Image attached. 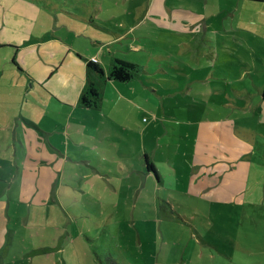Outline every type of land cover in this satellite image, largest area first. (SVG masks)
<instances>
[{
    "label": "rangeland",
    "instance_id": "obj_1",
    "mask_svg": "<svg viewBox=\"0 0 264 264\" xmlns=\"http://www.w3.org/2000/svg\"><path fill=\"white\" fill-rule=\"evenodd\" d=\"M61 1L73 7L67 12L76 15H87L91 4L95 22L105 30L108 26L123 31L119 27V21L124 19L123 0H107L110 5L97 0L98 7H102L107 16L98 13L89 0H84L85 9L80 6V0ZM223 3L233 7L230 0H211V5L216 4L217 8ZM51 11L29 0H0V35L2 39L9 38L22 45L17 56L28 61L24 65H29L32 72L53 62L47 59L49 53L44 54L46 45H43L51 41L49 38H54L49 43L52 49L66 46L75 63L81 66L98 50L96 37L100 36L102 42L106 37L117 38L75 21L64 12L55 16ZM112 11H115L114 19ZM217 13L218 10L212 12L211 17ZM32 24L35 29L31 32ZM221 24L218 14L216 25ZM216 30L211 29L207 34L212 39L208 44H203V36L197 35L194 56L189 59L175 51L177 68L172 71L173 75H164L165 79L177 82V87L168 91L174 94H165L163 98L154 95L145 106L146 112L140 114V121L139 103L123 101L120 119L129 124L139 122V127L146 128L144 146L153 154L160 170L159 184H153L149 177L146 181L145 175L139 174L141 169L138 159L133 157V144L122 145L128 158L111 159L104 153L105 148L99 146L100 159L97 154L80 159L75 156L66 160L65 167L62 164L51 166L50 173L34 172L38 165L24 167L20 156L19 166L25 172L15 170L4 176L1 172L10 168L0 167V264H106L108 258L118 264H264V205L215 203L188 189L190 179L197 172L193 173L192 129L183 124L197 114L220 118L221 111L212 115L206 113L203 106L218 109L225 96L217 95L214 90L220 86L229 88V82H241L236 76L239 65L234 64L233 46L223 49ZM135 33L145 39L138 38L129 46L124 40H118L110 47L119 60L133 62L142 55L150 62L153 54H169L180 41L161 32H146L145 26ZM30 39L45 42L36 47L25 46ZM133 45L141 48L134 50ZM149 47L152 49L147 50ZM105 48L108 50L107 46ZM76 51L82 53L81 59ZM1 52L2 55L12 54L10 50ZM58 63L53 71H57ZM186 65L190 68L189 76L182 72ZM64 66L63 70L71 69ZM211 75L227 80L228 84L207 80ZM163 88L167 90L170 86L164 84ZM149 93L153 95L152 91ZM204 93H210L215 101L203 98ZM232 96L236 98L234 93ZM102 100L107 112H111L113 105L106 98ZM172 106L174 110H170ZM163 107L166 110H162ZM171 114L177 125L171 122ZM142 117L148 121L146 124L141 121ZM92 120L102 125L100 118L92 117ZM12 129L13 125L3 132L11 137ZM29 129L30 126H26L22 131L26 133ZM259 131L264 134V128ZM257 141V148L264 153V138ZM55 142H59L57 138ZM3 154L0 150L1 158ZM7 155L12 162V152ZM140 157L144 162L143 154ZM262 162L264 164V160ZM257 177L263 184L264 165L257 171Z\"/></svg>",
    "mask_w": 264,
    "mask_h": 264
},
{
    "label": "crops",
    "instance_id": "obj_2",
    "mask_svg": "<svg viewBox=\"0 0 264 264\" xmlns=\"http://www.w3.org/2000/svg\"><path fill=\"white\" fill-rule=\"evenodd\" d=\"M29 1L46 10H55L51 11L55 16L60 14L59 12H64L75 21L84 22L117 38L108 39L105 36V42H102L100 36L96 37L98 50L87 58L83 66L75 63L66 46L52 49L49 43L53 42L54 38H49L51 41L43 45H46L44 54L49 53L47 59L53 62L46 68L32 72L29 65H24L28 64V61L17 56L22 45L9 38L2 39L0 35V128H2L0 150L4 152L3 157H0V167L10 168L1 174L5 176L15 170L25 172V169L19 166V156L24 167L28 165L36 168L35 165H38V170L34 172L42 174L50 173L51 166L55 168L56 165L62 164L65 167L66 160L74 159L75 156L80 159L97 154L99 158V152L102 151L99 146L105 148L104 153L111 159L115 156L128 158L129 154L122 151V145L133 144V157L138 159V166L141 169L139 174H144L146 181L149 177L153 184H159L160 170L153 154L144 146L146 128L143 125L139 127V122L132 121L129 124L120 119L123 101L139 103L140 121V114L146 112L145 106L154 95L158 94L155 97L163 98L165 94H174L173 91H168L175 89L177 82L165 79L164 75H170L168 73L173 75L172 71L177 68L175 51L178 50L189 59V56H194L193 48L197 42V35L203 36V44H208L212 41L207 37L209 31L219 28L216 33L221 38L222 48L228 49L233 46L231 49L235 54L234 64L239 65L236 76L241 82H229L230 89L220 86L214 90L217 95L225 96L218 109L203 106L204 111L212 115L221 111L220 118L211 119L207 115L197 114L195 117H189L187 124H183L192 129V157L195 158L193 173L197 172L190 179L188 189L189 192L192 189L191 193L215 203L264 205V183L261 184L257 177V171L264 165L262 162L264 153L257 148L259 144L257 140L264 138V134L259 133V128H264V98L261 97L264 83V0H232L233 3L230 0L232 8L226 3L217 8L216 4L211 5V0H123L125 12L124 19L119 21V27L123 29L121 32L108 26H106L108 30H105L102 25L95 22L91 4L87 15H76L67 12L73 7H67L68 5L61 0ZM89 1L97 7L98 13L107 16V12L98 7L97 0ZM100 1L110 5L107 0ZM50 4L53 7H50ZM80 6L86 8L84 0H80ZM217 10V15H213L212 18V12ZM111 14L114 19L115 11ZM218 14L222 24L217 26ZM59 20L62 22V19ZM141 26L146 27V32L149 30L161 32L169 38L175 36L180 41L169 54H153L150 62L145 61L142 55L138 56L137 61L131 63L138 64L142 72L132 81L127 83L106 81L102 85V99L106 98L113 105L111 112H107L103 100L99 109L82 108L79 96L85 87L87 63L93 58L96 59V64L106 73L112 60L118 59L110 47L118 40H124L127 46L131 42H136L138 38L143 41L145 37L135 33ZM29 28L31 32L35 29L33 24ZM60 41L64 43L63 39ZM44 42L30 39L25 46L36 47L38 43ZM146 43L155 44L150 41ZM106 46L108 50H105ZM132 48L137 50L141 47L133 45ZM151 49L152 47L147 48ZM2 50H10L12 54L2 55ZM76 53L78 59H81L82 53L80 51ZM101 55L104 59L100 58ZM57 62L58 69L53 71ZM64 65L73 70H63ZM20 66L26 72L22 71ZM185 68L182 72L189 76V65ZM207 80H219L228 84L227 80L214 75ZM164 84L170 88L165 90ZM151 91L153 95L149 93ZM185 91L187 95H191L188 90ZM233 93L236 98L232 96ZM201 96L215 101L210 93ZM169 108L174 110L173 106ZM162 110L166 109L163 107ZM92 117L100 118L102 125L93 121ZM169 117L171 122L177 125L174 114ZM42 120L43 123H40ZM141 121L145 124L148 122L144 117ZM11 125L12 134L11 137H7L3 129ZM26 126H30V129L24 133L22 128L25 129ZM55 138L58 139V143L55 142ZM72 140L74 143L71 144ZM85 142L88 143L87 146ZM8 152H12L10 159L12 162L7 159ZM142 154L144 162L140 157ZM146 159L153 164L155 171L148 169ZM44 170L47 171L43 172Z\"/></svg>",
    "mask_w": 264,
    "mask_h": 264
},
{
    "label": "trees",
    "instance_id": "obj_3",
    "mask_svg": "<svg viewBox=\"0 0 264 264\" xmlns=\"http://www.w3.org/2000/svg\"><path fill=\"white\" fill-rule=\"evenodd\" d=\"M141 72L142 68L138 64L113 59L105 73L96 63L89 61L86 66L85 87L79 96L80 106L89 110L99 109L102 104V85L106 81L127 83L138 77ZM261 97L264 98V83ZM146 164L149 170L155 171L153 164L147 159ZM106 264L118 263L108 258Z\"/></svg>",
    "mask_w": 264,
    "mask_h": 264
},
{
    "label": "built area",
    "instance_id": "obj_4",
    "mask_svg": "<svg viewBox=\"0 0 264 264\" xmlns=\"http://www.w3.org/2000/svg\"><path fill=\"white\" fill-rule=\"evenodd\" d=\"M90 61L96 63V59H94V58L91 59Z\"/></svg>",
    "mask_w": 264,
    "mask_h": 264
}]
</instances>
